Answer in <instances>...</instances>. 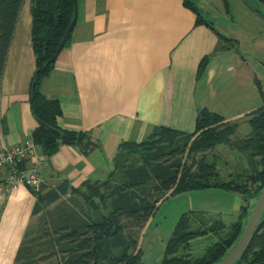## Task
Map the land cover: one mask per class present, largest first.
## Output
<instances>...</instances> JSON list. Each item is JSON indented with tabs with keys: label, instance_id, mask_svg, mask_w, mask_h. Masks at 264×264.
<instances>
[{
	"label": "crops",
	"instance_id": "0c3cea01",
	"mask_svg": "<svg viewBox=\"0 0 264 264\" xmlns=\"http://www.w3.org/2000/svg\"><path fill=\"white\" fill-rule=\"evenodd\" d=\"M189 1L213 27L197 24L198 14L185 0L79 1L71 40L41 92L60 100L62 128L84 131L98 146L89 154L79 146H61L41 171L43 193L63 182L81 189L86 182L107 180L122 142H141L163 126L192 133L201 109L232 120L230 101L243 115L260 104L257 91L253 98L246 92L251 86L242 72L248 56L237 47L217 51L220 33L233 36L217 28V17L206 10L208 0ZM206 56L210 60L199 76ZM35 69L32 2L25 0L1 84L0 129L10 147L33 140L39 126L30 102ZM41 151L37 146V155ZM36 158L25 160L26 165ZM69 196L35 215L37 193L25 186L11 189L7 170L1 169L0 264H21L38 220L49 210L59 211Z\"/></svg>",
	"mask_w": 264,
	"mask_h": 264
},
{
	"label": "trees",
	"instance_id": "16d2710c",
	"mask_svg": "<svg viewBox=\"0 0 264 264\" xmlns=\"http://www.w3.org/2000/svg\"><path fill=\"white\" fill-rule=\"evenodd\" d=\"M79 1L31 0L36 69L32 78L30 102L39 123L32 136L42 154L47 157L58 152L63 145L79 146L85 154L98 146L90 141L86 132L62 128L59 125V118L63 114L60 100L49 98L41 92L42 82L56 64L51 59L71 23L77 21ZM222 1L228 6L229 0ZM257 1L264 5V0ZM24 2L0 0V95L5 64ZM185 5L197 12V24L206 23L213 27L202 17L198 6L189 0H185ZM235 47V39L219 34L217 51ZM209 60L210 56H206L201 61L199 76L204 73ZM261 92L264 99V92ZM246 116H249L251 132L237 143V147L248 153L252 168L258 167L256 174L244 172L237 173L231 180L220 178L216 163L206 159L207 151L221 139L229 140L239 125L204 108L199 111L196 129L192 133L163 126L141 142H122L119 152L140 155L141 163L122 168L121 180L117 183H112L115 168L107 180L86 182L81 189L73 188L67 182L46 193L42 191L44 184L38 190L32 189L39 197L34 208L35 215L76 193L87 194L93 205L96 203L94 196L98 193L103 199L111 201L109 215H104L101 220L72 225L70 228L66 226L60 231V253L65 258L58 264H142L141 249L134 237L159 210L165 199L162 193L179 195L209 188H222L246 197L247 204L242 206L239 218L228 225L224 219L212 218L203 211L185 212L176 224L161 264H217L222 261L244 231L246 220L251 214L250 201L259 197L264 189V103ZM225 133H228L227 137H223ZM180 136L194 138V141H187L181 146L178 141ZM17 166L20 169L28 167L25 161ZM9 169L6 168L7 171ZM149 183L154 184L156 192L141 189ZM104 189L107 192L102 193ZM201 236H213L216 242L208 246L202 256L195 258L189 249L192 240ZM237 264H264V218L247 252Z\"/></svg>",
	"mask_w": 264,
	"mask_h": 264
},
{
	"label": "rangeland",
	"instance_id": "374dc122",
	"mask_svg": "<svg viewBox=\"0 0 264 264\" xmlns=\"http://www.w3.org/2000/svg\"><path fill=\"white\" fill-rule=\"evenodd\" d=\"M205 4L207 9L203 8L217 17L215 21L217 28L233 36L232 38L237 41L236 52L248 56L247 68H244L242 73L246 78L248 77V86H251L246 89L248 95L253 98L257 91L256 99L258 104L260 103L257 109L264 103L261 92H264V5L257 0H229L228 6L222 0H208ZM230 103L232 107L227 111L228 118L232 119L230 120L232 123H237L239 129L230 136L229 140L223 138L221 142L208 150L206 157L208 162L216 163L222 180H231L237 173L254 172L256 174L258 171V167L257 169L251 167L248 153L237 147V143L244 140L251 132L249 116L243 115L245 113L239 114L234 108V102L230 101ZM243 110L247 109L243 108ZM227 134L225 133L223 137H227ZM178 141L183 146L187 141H194V138L180 136ZM140 163V155H132L127 151L119 152V156L115 159L116 170L112 183L121 180L122 168ZM154 184L156 185V182ZM154 184L149 183L141 189L156 192ZM105 191L107 192L104 189L102 193ZM162 195L166 200L162 198L164 202L161 203L157 213L143 224L134 237L141 249L142 264L162 263L176 224L185 212L203 211L212 218L224 219L228 225H231L239 218L242 206L247 204L246 197L222 188L193 190L179 195L168 192ZM258 198L250 201V211ZM94 201L95 205L91 204L87 194H71L62 202L59 211L49 212V210L46 215L43 214L27 239V248L21 264L32 261H35L33 264L61 263L65 255L60 253V231L66 226L70 228L72 225L101 220L104 215H109L110 200L103 199L98 193L94 196ZM48 219H51V223L47 227L44 223ZM56 222L58 224H55ZM214 242L216 239L213 236L197 237L192 240L189 253H192L195 258L200 257Z\"/></svg>",
	"mask_w": 264,
	"mask_h": 264
},
{
	"label": "built area",
	"instance_id": "2783aa9c",
	"mask_svg": "<svg viewBox=\"0 0 264 264\" xmlns=\"http://www.w3.org/2000/svg\"><path fill=\"white\" fill-rule=\"evenodd\" d=\"M37 145L34 140L21 143L17 146H8L5 141V133L0 129V170L9 167L7 171V182L11 189L28 187L38 190L44 183L42 169L47 166L49 157L44 154L37 155ZM36 156V161L25 169H20L17 165Z\"/></svg>",
	"mask_w": 264,
	"mask_h": 264
},
{
	"label": "water",
	"instance_id": "95a60500",
	"mask_svg": "<svg viewBox=\"0 0 264 264\" xmlns=\"http://www.w3.org/2000/svg\"><path fill=\"white\" fill-rule=\"evenodd\" d=\"M75 27V21L71 23L66 31L56 54L51 59L52 62L57 61L61 51L65 47L67 41L71 38L73 29ZM48 63L46 64V66ZM264 218V189L262 190L254 208L251 210V214L248 218V222L244 228V231L236 243L235 247L224 257L222 261L217 264H237L247 252L250 244L253 241L254 236L257 234L259 227L261 226L262 219Z\"/></svg>",
	"mask_w": 264,
	"mask_h": 264
}]
</instances>
